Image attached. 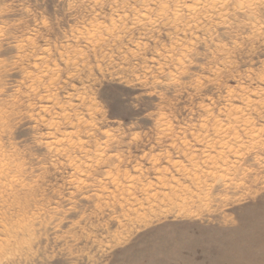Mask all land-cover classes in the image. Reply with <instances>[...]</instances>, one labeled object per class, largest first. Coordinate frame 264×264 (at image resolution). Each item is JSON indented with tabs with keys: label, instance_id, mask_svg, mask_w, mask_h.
Masks as SVG:
<instances>
[{
	"label": "rangeland",
	"instance_id": "obj_1",
	"mask_svg": "<svg viewBox=\"0 0 264 264\" xmlns=\"http://www.w3.org/2000/svg\"><path fill=\"white\" fill-rule=\"evenodd\" d=\"M0 162V264H264V0H0Z\"/></svg>",
	"mask_w": 264,
	"mask_h": 264
},
{
	"label": "bare ground",
	"instance_id": "obj_2",
	"mask_svg": "<svg viewBox=\"0 0 264 264\" xmlns=\"http://www.w3.org/2000/svg\"><path fill=\"white\" fill-rule=\"evenodd\" d=\"M48 83H49V82H48ZM41 100H42V99H41ZM46 100H47V99H46ZM82 101H83V99H82ZM83 102H84V101H83ZM83 102H82V103H83ZM91 102H92V101H91ZM93 106H94V105H93ZM94 107H95V106H94ZM66 118H67V117H66ZM49 128H50V127H49ZM68 134H69V133H68ZM252 138H253V137H252ZM61 139H62V137H61ZM65 139H66V138H65ZM242 155H243V154H242ZM1 160H2V159H1ZM5 160H6V159H5ZM0 163H3V162H0ZM6 164H7V163H6ZM6 164H5V165H6ZM3 165H4V164H3ZM7 166H8V164L4 167V169H5V168L8 169L9 167H7ZM4 169H3V170H4ZM249 170H250V169H249ZM4 173H5V172H4ZM2 175H4V174H2ZM184 176H185V175H184ZM1 177H2V176H1ZM0 180H1V179H0ZM123 207H124V206H123ZM123 216H126V215H123ZM128 219H129V218H128ZM126 220H127V219H126ZM120 234H121V233H120Z\"/></svg>",
	"mask_w": 264,
	"mask_h": 264
}]
</instances>
